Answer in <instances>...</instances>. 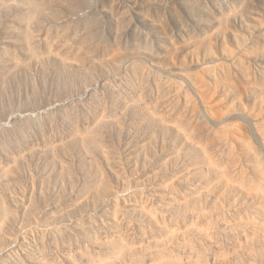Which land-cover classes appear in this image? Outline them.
I'll return each instance as SVG.
<instances>
[{
  "label": "rangeland",
  "instance_id": "rangeland-1",
  "mask_svg": "<svg viewBox=\"0 0 264 264\" xmlns=\"http://www.w3.org/2000/svg\"><path fill=\"white\" fill-rule=\"evenodd\" d=\"M0 264H264V0H0Z\"/></svg>",
  "mask_w": 264,
  "mask_h": 264
}]
</instances>
